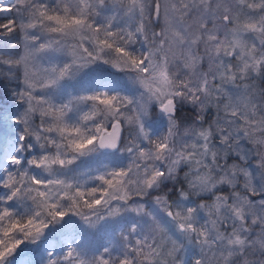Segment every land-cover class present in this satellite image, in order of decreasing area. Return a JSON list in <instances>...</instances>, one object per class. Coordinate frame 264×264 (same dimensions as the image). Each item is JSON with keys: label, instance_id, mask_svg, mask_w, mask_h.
<instances>
[{"label": "snow or ice", "instance_id": "snow-or-ice-1", "mask_svg": "<svg viewBox=\"0 0 264 264\" xmlns=\"http://www.w3.org/2000/svg\"><path fill=\"white\" fill-rule=\"evenodd\" d=\"M41 244L264 264V0H0V264Z\"/></svg>", "mask_w": 264, "mask_h": 264}, {"label": "rangeland", "instance_id": "rangeland-1", "mask_svg": "<svg viewBox=\"0 0 264 264\" xmlns=\"http://www.w3.org/2000/svg\"><path fill=\"white\" fill-rule=\"evenodd\" d=\"M109 73H112V75H107L105 74V78L107 80H117L119 77L122 76V74L120 73H116L114 69H109L108 70ZM99 76V74H90L89 76L85 77L86 80H95L97 77ZM126 82L123 80H120V84L123 85ZM77 237L82 239L84 241L85 244H99V243H105L108 239L107 236H105L103 233H96L93 234L91 232H80L77 233ZM39 256L43 257V259L45 258V253H44V245L41 244L39 250ZM17 264H31L29 257L28 256H18L17 258ZM43 264V261H42Z\"/></svg>", "mask_w": 264, "mask_h": 264}, {"label": "trees", "instance_id": "trees-1", "mask_svg": "<svg viewBox=\"0 0 264 264\" xmlns=\"http://www.w3.org/2000/svg\"><path fill=\"white\" fill-rule=\"evenodd\" d=\"M40 246H34V245L22 246V251L18 250L19 251L18 256L21 255L28 256L31 264H42L43 257L39 256V252H38Z\"/></svg>", "mask_w": 264, "mask_h": 264}]
</instances>
